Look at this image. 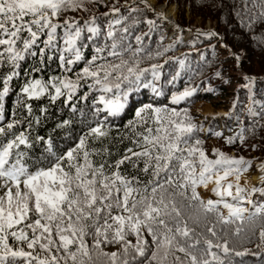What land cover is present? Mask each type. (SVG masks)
<instances>
[{
    "label": "snow or ice",
    "instance_id": "6c2138e0",
    "mask_svg": "<svg viewBox=\"0 0 264 264\" xmlns=\"http://www.w3.org/2000/svg\"><path fill=\"white\" fill-rule=\"evenodd\" d=\"M97 4L104 0H0V264H237L234 257L250 252L237 242L257 235L264 252V159L218 147L209 156L198 135L210 132L233 152L264 151L248 142L264 128V69L249 73L219 33L184 29L149 0H139L143 9L113 0L107 12L80 15ZM145 10L154 19L133 15ZM230 11L264 53V30L253 32L264 22V0H237ZM157 20L168 21L173 36L165 43L157 35L153 48L152 34L163 28ZM141 23L146 32L135 31ZM198 40L213 50L211 60ZM212 40L233 60L237 95L225 115L235 114L243 90L254 117L230 136L176 107L192 102L200 84L191 80L205 68L213 69L205 85L233 84ZM185 42L197 69L189 52L168 55ZM141 90L150 102L133 99Z\"/></svg>",
    "mask_w": 264,
    "mask_h": 264
},
{
    "label": "rangeland",
    "instance_id": "374dc122",
    "mask_svg": "<svg viewBox=\"0 0 264 264\" xmlns=\"http://www.w3.org/2000/svg\"><path fill=\"white\" fill-rule=\"evenodd\" d=\"M150 1V0H149ZM116 4L118 5V7L124 5L126 2H131V0H115ZM113 0H104V6L105 8H102L98 11V13H103V12H107L108 8L105 6V4H112ZM150 3V2H149ZM155 8L158 11H163L166 15L169 13V9H173L174 10V17H173V21L177 24H179L181 27L185 28V29H189L191 28L193 32H195L196 29H201V30H208V29H212L214 31H216L217 33H219L220 36L224 37V43H227L230 47H232L233 50L242 53L243 55V66L244 69L246 71H250L252 73H259L261 74V70L264 69V57L256 55L255 53L253 54V52L248 48V54L245 51V46H243L241 49L239 48L242 44H246L244 43L241 39L240 36H237L238 31H237V25L234 24V22L227 24L230 18L227 17H223V19H219L217 21L215 20H211V21H205V22H201L200 19H191V17H189V13L188 11L186 12V15L183 17L184 19H182L180 17V13L181 11H179L180 8V0H153L152 3ZM137 5L138 7L141 8V4H139V0H137ZM89 9L90 11L88 13H80L81 16H86L90 15L91 13V7L89 5ZM71 15H76L75 13H70ZM217 14V13H215ZM218 15V14H217ZM141 18V16H140ZM147 18L149 19H154V16L152 13L147 15ZM177 18V19H176ZM180 18V19H179ZM142 19V18H141ZM186 20V21H185ZM157 25H162L164 32L163 34L166 36L165 42H169L172 36H173V32L172 30H169V27H171L172 29V25L166 21V23H164L163 21L157 20L156 21ZM168 23V25H167ZM192 24H196V26L192 25ZM142 26V23L140 24ZM191 25L193 27H191ZM146 28V27H144ZM195 28V29H194ZM168 33V34H167ZM185 40H187L188 34L187 32H185ZM231 37H234L233 40L238 41L237 44H233ZM213 44L216 45V49L219 50V52H221L220 56H217L218 60H222L223 61V67L225 69L226 74L233 76V83H236V78L234 73L232 72V67H233V60L231 58H227L226 57V52L220 48L219 44H216L215 42H213ZM249 47V46H248ZM197 48V47H196ZM191 49V48H190ZM200 49V48H198ZM206 48H203L201 51L204 52V54L206 55ZM210 49V48H208ZM212 50V49H210ZM190 54H193V56L199 60V58L196 55V51L195 50H190L189 52ZM254 55L260 57L257 60L254 61V63H252V58H254ZM211 59L213 58V56L210 57ZM210 59V60H211ZM250 62V64H249ZM199 63L200 60H199ZM220 63H215L213 65L214 68H218L220 67ZM211 70H213L212 68H208L207 73L211 72ZM211 76V75H209ZM207 76V77H209ZM213 87H215L216 91L214 90L213 92H208L206 97L203 98H199V100L197 102L194 103V109L198 115V121H202L203 122V126L204 128L208 129V128H215V130H217L218 128H223L225 129L227 126V121L226 118L228 115H225V113L229 112V109L232 108V100L233 98L237 95V93L234 91L235 88H233L235 85L232 84L231 87L224 85L222 83H220V81H217L215 84L212 85ZM225 87V95L228 96H224V98H219L217 95V90L222 91L220 94H223V88ZM239 97L243 98L241 92L239 93ZM243 100L240 99V102L238 103V105L234 108V110L236 109L237 111L240 112V110L243 112L244 109V105L245 103H241ZM259 109L257 106L254 107V110ZM248 112V111H247ZM252 116V115H251ZM248 115V118L250 119V121H254V117H251ZM234 123V121H233ZM201 135H204L205 132H201ZM262 134H264V131L262 132ZM205 143L208 146V148H213L215 146H218L219 148H223V142L222 141H218L216 139H212V138H208V136H205ZM256 140L254 137H250L249 141L251 143H256ZM243 152V156L245 157H256L258 159H264V151L261 150H257V152H253V151H248V150H242ZM229 155H236V152H228ZM250 173H253L254 176H250ZM249 173V181L250 183L252 182V178L253 177H257L258 173L256 172L255 168L253 167L252 170ZM254 183L256 181H253ZM203 194L205 193L204 191L202 192ZM207 197L210 198H215L212 196L211 192H207L205 194ZM259 242V240H257V238H255V242L254 244L250 247L253 253H262L260 248H257L255 245ZM248 243V242H247ZM241 245V242L238 241L237 242V249L239 248V246ZM261 257H259V255L257 256V258L254 259H250L244 262V264H261Z\"/></svg>",
    "mask_w": 264,
    "mask_h": 264
},
{
    "label": "trees",
    "instance_id": "16d2710c",
    "mask_svg": "<svg viewBox=\"0 0 264 264\" xmlns=\"http://www.w3.org/2000/svg\"><path fill=\"white\" fill-rule=\"evenodd\" d=\"M180 2H181V4H180L179 11H181L180 17L182 19H184L183 17L186 15V12L187 11H188L189 17H191V19H198L199 18L202 23L205 22V21H211V20L217 21L218 18L220 19L221 17H224V16L227 17V18H230L227 24H230V23L234 22V24H236L237 25V28H238L237 29V31H238L237 36H240L241 38H239V39H241L244 43H246V44H242L239 48L241 49L243 46H245L244 49H245V51H246L247 54H248V48H249L253 52V54L255 53L256 55H259V56L264 57V53L261 52L260 48L257 47L256 44L251 39L252 32L245 33L241 29V27H240V25H239L236 17L234 16V14L230 11L231 7L233 6L234 3L237 2V0H180ZM222 3L227 4L228 7H226V8L220 7V5ZM213 5H216V6H213ZM103 6H104V4H97L95 6L90 5V7H91V12L90 13L92 14L93 12H95L96 14H100V13H98V11L100 9H102V8H105ZM116 6H118V5L116 4ZM143 7L144 6L142 5L141 6V9H143ZM150 13L151 12L145 10L143 14L134 13L133 15H137L139 18L141 16L142 19L141 18L140 19L143 20L144 16L147 17V15L150 14ZM215 13H217L218 15L215 14ZM85 18H86V16H85ZM192 25L196 26V24H192ZM192 25H191V27H193ZM144 27L147 28V25H144L142 23V26L139 25L135 31L136 32H139V33H143V31L146 29ZM262 30H264V22H260V23H257L256 25H254L253 32L255 34H257V36H259V34L261 33ZM160 32H161V30H160ZM157 35H160V34H156L155 32H153V34H152L151 44H152V47L153 48L156 47ZM231 39L233 41L232 42L233 44H237L238 43L237 39L236 40H233L234 37H231ZM148 42H149L148 39L145 38V43H148ZM213 42L216 43L215 40H212L211 41V43H213ZM133 43H134V39H133ZM206 44H207V41H205L204 43H201L198 40L196 47L197 48H200L201 50L203 48H206L207 51H206V55L205 56L207 57L208 60H210L211 59L210 57L214 55V52H213V50L208 49L206 47ZM190 50L191 49L188 47L187 43L185 42L184 44L177 46V48L175 49V51L170 52L168 54L170 56H179L183 52H190ZM233 51H235V50H233ZM178 53H180V54L178 55ZM220 54H221V52H219L218 49H215V55L220 56ZM256 55H254V58H252V63H254V61L257 60L258 58H260V57H258ZM205 63H206V61H205ZM199 64H200L199 63V60H197L193 56V54H190L189 57H188V65L191 68H193V69H197V67H198ZM249 64H250V62H249ZM172 68H173V62H172ZM207 71H208V68H205L203 70V74L201 76H195V77L192 78L191 83L194 86L197 83H199L200 84V88L201 89H204V90L206 89V87H211V88H213L216 91L215 87H213L212 85L215 84L219 80H217V79H209L207 85H205L204 83L201 82L204 79V77H207V76L211 75L212 70L209 73H207ZM248 72L249 73H252L250 71H248ZM254 74L260 75L259 73H256V72ZM188 79H189V76L187 74H185V75H182V77L178 81H176L175 83H182V84L184 83L185 84V81L188 80ZM233 84L235 85L233 88H236V83H233ZM225 90L226 89L224 87L223 88V94H220L222 91L217 90V95H218L219 98H224V96H228V95H225L226 93H228V92H225ZM213 91H209V92H213ZM254 91L256 93V96H255L256 100L257 101H260L262 98L259 95V93H260V84L259 83H257V85L255 86ZM240 92H241V94L243 96V98H240V99L243 100L241 103H245V105L248 104V99H247V96L245 95L244 91L241 90ZM9 104H10V100H9ZM245 105L243 106L244 107L243 112L241 110L239 112V111H237L235 109V116H236L237 120L239 121L238 126L237 127H229V131L228 132H225V133L220 130L219 132H221L223 136H230L233 133L238 132V130L241 127L247 129V127L249 126V124H251V123L254 122V121H250V119L248 118V115L250 113L247 112V110L245 109ZM256 106L259 108V105L258 104ZM256 106H254V107H256ZM254 111L259 112V109H256ZM132 114H133V111H132L130 117H128L126 120L120 122V127H123V123L132 118ZM260 119L261 120H264V115H261L260 116ZM46 131H47V128L41 129V133L42 134L44 132H46ZM263 131H264V128H259L256 131V135L255 136H252L255 139H257L256 140V144H258V145H264V134H262ZM245 134L247 135V132H245ZM250 137L251 136L248 137V142L249 143H251L249 141V138ZM221 140L223 141L222 138H221ZM237 143H239V141H237ZM221 150H223V151H225L227 153L229 151H232L233 152V149L231 147H229L227 145H224V144H223V148ZM247 150L248 151H253L252 149H247ZM253 152H257V150H255ZM236 155H243L242 150L241 151H237L236 152ZM248 257H249V253L248 254H245L243 257H234V259L237 261V264H241V261H242V264H243L244 261Z\"/></svg>",
    "mask_w": 264,
    "mask_h": 264
},
{
    "label": "bare ground",
    "instance_id": "6f19581e",
    "mask_svg": "<svg viewBox=\"0 0 264 264\" xmlns=\"http://www.w3.org/2000/svg\"><path fill=\"white\" fill-rule=\"evenodd\" d=\"M149 2L150 3H153V0H150ZM168 11H169V13L167 15L173 20L174 10L170 8ZM253 181H256V178L255 177L252 178V182L251 183H254ZM204 194H206V193H204Z\"/></svg>",
    "mask_w": 264,
    "mask_h": 264
}]
</instances>
